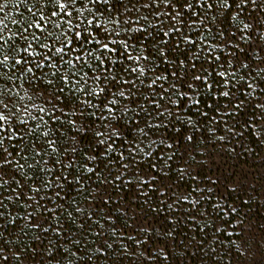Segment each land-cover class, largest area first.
I'll return each instance as SVG.
<instances>
[{"label": "snow or ice", "instance_id": "1", "mask_svg": "<svg viewBox=\"0 0 264 264\" xmlns=\"http://www.w3.org/2000/svg\"><path fill=\"white\" fill-rule=\"evenodd\" d=\"M257 223L264 0H0V264H264Z\"/></svg>", "mask_w": 264, "mask_h": 264}, {"label": "rangeland", "instance_id": "2", "mask_svg": "<svg viewBox=\"0 0 264 264\" xmlns=\"http://www.w3.org/2000/svg\"><path fill=\"white\" fill-rule=\"evenodd\" d=\"M243 163H244V162H243ZM243 163H242V164H243ZM228 164H230L231 166L234 165V164H237V160H234V161H233V160H232V161L230 160V162H229ZM221 170L224 171V173H225L226 175L229 174V173L231 172V169H229L228 167H224V168H222ZM232 226H233V227L236 226L235 222H233V225H232ZM261 226H264V225H260L259 223L256 224V227H257V228H260ZM234 238H235V237H234ZM246 259L249 260V261H251L252 256H248V257H246Z\"/></svg>", "mask_w": 264, "mask_h": 264}, {"label": "trees", "instance_id": "3", "mask_svg": "<svg viewBox=\"0 0 264 264\" xmlns=\"http://www.w3.org/2000/svg\"><path fill=\"white\" fill-rule=\"evenodd\" d=\"M13 15H15V13H13ZM247 159V154H241L240 155V159L239 160H237V164H242L245 160ZM230 160L232 161H234V160H236V158H235V155H233L231 158H228L227 159V164L230 162ZM237 164H234V165H232V166H235V165H237ZM228 165H230V164H228ZM229 169H231L230 167H228Z\"/></svg>", "mask_w": 264, "mask_h": 264}]
</instances>
